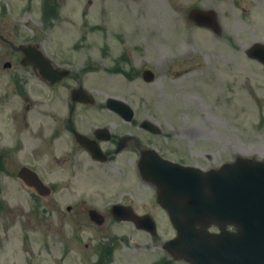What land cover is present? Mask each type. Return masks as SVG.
<instances>
[{"label": "rangeland", "instance_id": "374dc122", "mask_svg": "<svg viewBox=\"0 0 264 264\" xmlns=\"http://www.w3.org/2000/svg\"><path fill=\"white\" fill-rule=\"evenodd\" d=\"M194 6L213 9L222 31L194 24L189 19ZM40 40L50 57L70 65L85 86L95 89L97 101L123 97L138 121L155 123L162 147L188 165L211 169L238 156L264 159V63L249 55L255 44H264V0H0L2 137L11 123L10 106L2 101H29L26 89L34 100L51 93L28 67H5L9 61L21 67L17 46ZM145 69L154 71L151 80L144 79ZM16 77L24 81L21 88ZM74 82L69 78L60 88ZM5 172L0 171V183L9 189L0 200L14 209L26 204L28 210L32 199L25 188L20 190L18 173ZM139 190L146 202L141 211L156 204L151 185ZM58 194L57 200L41 203V224L22 216L11 233L7 225L13 217L7 207L0 209V237L11 239L0 243V264H32V249L41 250L33 264H160L163 257L167 262L162 264H191L163 247L175 230L156 209L150 208L158 225L152 235L132 221L110 216V200L87 197L105 214L103 223L96 224L84 210L75 212L82 201L69 189ZM121 195L111 192L113 200ZM20 225L41 226V239L30 243L23 233L30 229ZM13 246L22 254L12 257Z\"/></svg>", "mask_w": 264, "mask_h": 264}, {"label": "flooded vegetation", "instance_id": "af4514ba", "mask_svg": "<svg viewBox=\"0 0 264 264\" xmlns=\"http://www.w3.org/2000/svg\"><path fill=\"white\" fill-rule=\"evenodd\" d=\"M221 31L222 27L217 30L218 33ZM36 44L41 49V40ZM17 51L22 54L21 61L23 52L18 49ZM105 52L107 53L106 50ZM53 64L68 69V74L57 85H52L41 75L40 67L23 65L19 67L12 63L10 66H5L8 68L12 66L15 69L28 67L30 72L36 75L40 85L42 81L51 90V93H43V100L41 97L37 100L32 99L29 90L26 89L25 99L29 101H21V103L20 101L17 103L2 101L10 106L8 113L11 123L7 127L6 136H0V171L5 170L7 174L8 169H14L22 184L20 190L23 192L25 188L28 199H32L28 210L24 208L26 204H18L14 209L12 202L10 205L6 203V199L0 200V209L7 207L8 215L13 217L11 224L7 225L9 233L11 228L17 227L16 224H21L22 216H26L29 221L41 224V203L57 200V196L60 195L58 192L63 187L64 191L69 189L74 197L76 195L81 199L82 204H77L78 207L75 210L77 214L84 210L90 217L91 209H98L88 203L90 198L92 201L110 200L107 209L108 214L113 218L112 205L115 202L130 206L131 212L135 211L142 216L155 217L150 209L152 208L163 217L165 215L168 217L167 211L157 201V186L144 178L142 165L145 163L146 167L163 168L164 165H161L160 161L164 160L161 158L183 165L188 164L162 147L159 136L161 132L145 128L144 122L136 118L135 110L130 115L125 108H110L108 96L105 101H97L95 89L85 86L82 78L70 65L58 63L54 59ZM69 78H73L75 82L66 85L62 90L60 87ZM15 79L21 88L20 82L24 84L23 79L17 77ZM42 90L47 92L43 87ZM117 98L126 100L120 96ZM96 112L106 113L107 116L96 117L93 115ZM142 128L152 135L142 132ZM149 152H151V158L149 162H145ZM23 167H26V171L21 177L19 173ZM143 184L154 188L156 204H147L148 209L141 211V208L146 207V202L142 203L139 198L141 194L139 189ZM8 189L9 184L0 183V194ZM113 190L122 191V195L113 200L111 197ZM106 193L110 194L109 198L106 197ZM157 207H160V211ZM67 209L72 212V205ZM36 213H38L36 216L31 217ZM18 227L30 229L28 235L23 232L30 243L37 237L41 239V226L30 225V228L29 226L27 228L20 225ZM140 230L149 232L147 229L140 228ZM36 233L39 235L34 236L33 234ZM4 239L11 240L0 237V243ZM4 245L1 249L5 248ZM21 254L22 250L13 246L12 257ZM28 257L33 264L41 257V250L36 252L32 249Z\"/></svg>", "mask_w": 264, "mask_h": 264}, {"label": "water", "instance_id": "95a60500", "mask_svg": "<svg viewBox=\"0 0 264 264\" xmlns=\"http://www.w3.org/2000/svg\"><path fill=\"white\" fill-rule=\"evenodd\" d=\"M189 16L199 25L215 30L220 27L212 9L195 7ZM19 49L25 53L23 65L40 67L41 74L52 83L68 74L67 70L54 67L37 46L20 44ZM249 55L264 63V44H255ZM153 76L152 71L145 72V79L151 80ZM122 101L110 98L109 104L128 107ZM144 125L155 129L149 121ZM150 158L151 152L144 161L149 162ZM166 163L171 170L164 176L153 177L145 163L142 171L157 184L158 200L168 210L177 231L165 243L167 250L175 258L192 264H264V159L239 156L210 170ZM114 213L118 219L130 218L139 226L156 230L154 222V227L152 223H142L143 217L131 215L120 205ZM94 217L102 221V217ZM214 225L219 232L210 230Z\"/></svg>", "mask_w": 264, "mask_h": 264}]
</instances>
